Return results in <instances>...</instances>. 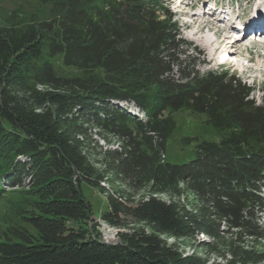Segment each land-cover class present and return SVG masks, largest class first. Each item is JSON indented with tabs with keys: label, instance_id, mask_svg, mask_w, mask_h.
I'll list each match as a JSON object with an SVG mask.
<instances>
[{
	"label": "trees",
	"instance_id": "1",
	"mask_svg": "<svg viewBox=\"0 0 264 264\" xmlns=\"http://www.w3.org/2000/svg\"><path fill=\"white\" fill-rule=\"evenodd\" d=\"M42 4L52 5L51 20L13 12L0 26V197L4 180L19 188L33 179L21 225L0 234V264H198L160 238L193 232L214 244L228 234L225 251L213 250L229 264H264L245 246L264 241V90L256 103L235 74L196 70L203 54L180 37L162 0ZM56 59L81 75H58ZM122 102L145 120L115 104ZM183 110L221 137L172 164L171 116ZM93 131L119 144L103 152L100 173L89 151ZM107 175L128 195H108L101 219L120 227L129 217L152 233L102 241L82 187L103 192ZM179 185L197 201L191 214L155 198L177 197ZM147 186L151 196L133 204Z\"/></svg>",
	"mask_w": 264,
	"mask_h": 264
},
{
	"label": "rangeland",
	"instance_id": "2",
	"mask_svg": "<svg viewBox=\"0 0 264 264\" xmlns=\"http://www.w3.org/2000/svg\"><path fill=\"white\" fill-rule=\"evenodd\" d=\"M166 2V6L171 14H173V20L176 22L180 37L188 43H191L198 51L202 52L203 61L200 64H196V70L200 73L210 70H222L230 74H235L242 84L252 88L251 98L256 102H261L262 90H264V45H259L253 42L252 39H243L240 45L236 49H231L229 42H231L230 32L226 30L222 22H217L214 15L205 13L207 10V0H163ZM219 7H225L229 10L232 7L234 16H236V10L240 7L239 13L247 12L243 16L251 14V8L261 6V10L264 9V0H212ZM259 4V5H258ZM205 11V12H203ZM260 11V10H259ZM13 12H21L27 14L28 17L32 15L39 20H51L53 18L52 5L42 4V0H0V26L6 22L8 17ZM205 14L200 22H213L217 27L224 28L229 33V40H224L222 44L221 38H217V45L221 48L218 49L216 44L209 43L211 37L214 36V29L199 27L197 24H192V20L195 17H199L200 13ZM199 13V14H198ZM241 13V14H242ZM193 18V19H192ZM208 27V26H207ZM226 35V33L224 34ZM223 35V36H224ZM223 38V37H222ZM221 39V40H220ZM227 52L229 57L234 63L222 64L221 56ZM54 69L58 75L67 77H78L80 72L76 69L65 68L59 59L54 61ZM172 119L175 123V130L168 140L165 146V157L169 163L172 164H186L194 159V150L198 142L210 141L217 143L220 140L221 132L208 126L203 116H198L189 113L188 111H180L173 114ZM93 145L89 148V151L93 153V165L97 171L102 172L104 166L102 154L106 151L119 150L118 143L112 138L103 139L98 132L92 133ZM96 134V135H95ZM184 138H191L189 144L182 142ZM24 157H20L19 161H24ZM31 180L25 184V187H11L9 185L1 186L4 190V195L0 197V234L8 227L15 226V224L21 225L19 220L24 211L27 210L29 202L27 197L24 196V192L29 191ZM103 188V192L98 189L82 187L85 199L90 203L92 208V225L95 226L96 232L101 235L102 241L105 243L118 242L119 233H132V232H145L152 233L151 229L144 223L132 218H123L122 226L111 227L101 219L103 211L107 207V197L111 196H127L128 191L124 185L114 181L111 175H107L104 178L103 183L100 184ZM151 195L148 191V186L145 187L140 193L133 197V204L145 201ZM157 200L163 201L166 204L175 205L177 210L182 213L191 214L197 208V201L195 197L191 195L185 186L179 185V193L175 198L168 197L167 194L155 195ZM260 226L264 228V218L260 219ZM186 234V233H184ZM222 242L214 244L209 236L205 234L190 233L189 236L184 235H161V240L176 250L182 257H189L198 264H229L225 259L220 258L217 252H224L223 245L229 239V235L222 233ZM208 244H210L208 246ZM249 248H253L257 254L264 257V241L252 244L250 240L245 245Z\"/></svg>",
	"mask_w": 264,
	"mask_h": 264
},
{
	"label": "bare ground",
	"instance_id": "3",
	"mask_svg": "<svg viewBox=\"0 0 264 264\" xmlns=\"http://www.w3.org/2000/svg\"><path fill=\"white\" fill-rule=\"evenodd\" d=\"M205 14L204 13H200V15H199V17H195V15H194V19L192 20V24H197L198 23V25H199V27H205V28H209V30L211 29V30H213L212 29V27L213 28H215L214 30V36L215 37H211V39H210V42L209 43H214V44H216V47L218 48V49H220L221 47L220 46H218L217 44V38L219 39V38H221L222 39V42L220 43V44H222L223 42H224V40H229V33H227L226 31H225V29L224 28H220V27H217L216 26V24H212L213 22H211V21H209V24L207 23V22H200L199 20H201V18L204 16ZM258 15L259 16H261L262 15V13H261V11H259L258 12ZM199 19V20H198ZM208 26V27H207ZM212 26V27H211ZM226 33V35H224ZM228 34V35H227ZM224 35V36H223ZM223 37V38H222ZM220 39V40H221ZM241 41L242 40H234V41H231V42H229V44H230V47H231V49H236V47L238 46V45H240V43H241ZM226 57H227V53H224L222 56H221V60H224V59H226ZM232 60V59H231Z\"/></svg>",
	"mask_w": 264,
	"mask_h": 264
}]
</instances>
